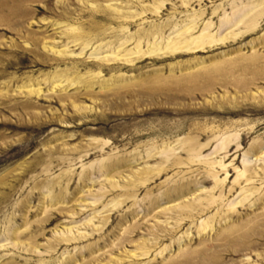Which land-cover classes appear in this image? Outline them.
<instances>
[{"label": "rangeland", "instance_id": "obj_1", "mask_svg": "<svg viewBox=\"0 0 264 264\" xmlns=\"http://www.w3.org/2000/svg\"><path fill=\"white\" fill-rule=\"evenodd\" d=\"M0 264H264V0H0Z\"/></svg>", "mask_w": 264, "mask_h": 264}, {"label": "bare ground", "instance_id": "obj_2", "mask_svg": "<svg viewBox=\"0 0 264 264\" xmlns=\"http://www.w3.org/2000/svg\"><path fill=\"white\" fill-rule=\"evenodd\" d=\"M255 10V9H254ZM253 10L251 9V10H247V11H245V12H241V14L237 17V18H231V17H226L224 20H223V22H222V26H221V29H223L224 27H225V25H227V24H232V26H240L241 24H244L245 22H247L246 21V19L251 15V12H252ZM253 13V12H252ZM249 22H250V20L248 21V24H249ZM210 28H211V24H209V25H207L204 29H203V33H202V35H203V37H202V40L203 41H205L208 37H209V35H208V33H210ZM188 29H190V28H188ZM188 29H187V31H188ZM254 29V28H253ZM177 31H181V30H177ZM176 33V32H175ZM179 33V32H178ZM243 34V33H242ZM170 37V36H169ZM222 38V37H221ZM220 38V39H221ZM168 39V38H167ZM169 40V39H168ZM167 40V41H168ZM180 40V39H179ZM185 40V39H184ZM182 41L183 43H185L186 45H185V47L187 48V49H192V47H194V45H196V44H198L199 42H200V39H198V40H195V39H190V40H185V41ZM201 40V42H203ZM197 41H198V43H197ZM182 42L180 43V44H182ZM167 43V42H166ZM168 45H169V47H170V45H171V43H168ZM159 46V45H158ZM172 47L173 48H178L179 47V43H173V45H172ZM172 48V49H173ZM169 49V48H168ZM171 49V48H170ZM84 51V50H83ZM57 82V81H56ZM72 85V84H71ZM57 86V85H56ZM54 88H56V87H54ZM40 89V88H39ZM38 90V89H37ZM39 93V92H38ZM245 162H247L248 163V159L246 158L245 159ZM216 201V199H213V202H215Z\"/></svg>", "mask_w": 264, "mask_h": 264}]
</instances>
